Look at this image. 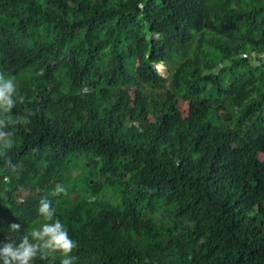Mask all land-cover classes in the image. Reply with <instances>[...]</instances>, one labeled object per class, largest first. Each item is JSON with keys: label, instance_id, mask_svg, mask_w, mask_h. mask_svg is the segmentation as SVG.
<instances>
[{"label": "trees", "instance_id": "trees-1", "mask_svg": "<svg viewBox=\"0 0 264 264\" xmlns=\"http://www.w3.org/2000/svg\"><path fill=\"white\" fill-rule=\"evenodd\" d=\"M254 50L264 0H0V62L26 97L13 117L35 113L2 129L0 241L40 227L47 196L73 264H264ZM19 186L40 194L21 204Z\"/></svg>", "mask_w": 264, "mask_h": 264}, {"label": "clouds", "instance_id": "clouds-1", "mask_svg": "<svg viewBox=\"0 0 264 264\" xmlns=\"http://www.w3.org/2000/svg\"><path fill=\"white\" fill-rule=\"evenodd\" d=\"M162 63L156 64V68L158 69L157 66ZM15 73L10 65L3 61L0 62V158H4L9 165L11 158L8 153L15 146V132L8 133L2 129L8 124H23L29 116L35 115L29 110L28 116L13 117L16 111H19L18 103L26 99L20 91L19 80H15L12 76ZM135 91L136 88L131 91L133 98H135ZM5 117H10V119L6 122ZM1 181L0 189L3 187ZM64 192L65 188L57 184L52 194L60 196ZM15 193L17 201L25 204L32 197L40 194V190L30 187L27 192H23L19 186ZM37 212L42 218L40 227L24 232L18 240L6 238V241H0V264H34L37 259L46 261L47 264H54L50 257L56 253L61 255L60 264H73L75 258L71 253L77 248V242L70 237L66 226L57 218V209L53 206L52 200L47 196L42 197L39 200ZM6 223H8L7 220ZM10 230L20 232L21 225L12 223Z\"/></svg>", "mask_w": 264, "mask_h": 264}, {"label": "built area", "instance_id": "built-area-1", "mask_svg": "<svg viewBox=\"0 0 264 264\" xmlns=\"http://www.w3.org/2000/svg\"><path fill=\"white\" fill-rule=\"evenodd\" d=\"M247 57L251 58V60L258 66L264 65V51L259 52L254 50L247 54Z\"/></svg>", "mask_w": 264, "mask_h": 264}, {"label": "rangeland", "instance_id": "rangeland-1", "mask_svg": "<svg viewBox=\"0 0 264 264\" xmlns=\"http://www.w3.org/2000/svg\"><path fill=\"white\" fill-rule=\"evenodd\" d=\"M157 67L160 70V72L163 73L164 75H167V76L170 75V70L166 64L162 63V64H159ZM188 108L189 106L187 104L184 105V109L186 112H188ZM260 159L264 160V153L260 154Z\"/></svg>", "mask_w": 264, "mask_h": 264}]
</instances>
